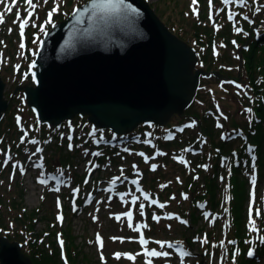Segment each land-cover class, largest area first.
I'll list each match as a JSON object with an SVG mask.
<instances>
[{
  "label": "rangeland",
  "instance_id": "1",
  "mask_svg": "<svg viewBox=\"0 0 264 264\" xmlns=\"http://www.w3.org/2000/svg\"><path fill=\"white\" fill-rule=\"evenodd\" d=\"M83 1L34 0L36 7L31 9L24 0H19L10 13L5 5L11 4V0L0 4L5 20L0 23V76L6 82L5 97L9 100L0 121V221L5 222L12 234L25 239L24 250L28 255L32 250L30 243L36 242L45 252L58 256L60 264H82L85 258L89 259L87 264H129L125 249L130 243H139L133 239L141 235L133 228L141 224L147 225L139 232L143 235L151 233L166 240L191 238L193 243L185 245L191 256L184 257L183 264H200L202 260L204 264H264V139L253 137L264 133V112L259 111V115L255 112L258 104L247 91V82H241L243 79L203 78L194 100L185 109L192 106L200 115L174 114L164 126L140 124L135 144L126 140L129 145L117 147L94 144L98 130H94L86 116L77 115L72 123L64 121L59 127L40 123L23 90L14 92L17 85L34 83V53L45 32L67 18ZM148 2L161 20L190 44L195 45L203 37L211 41L202 48L205 59L199 62V67L225 65L234 76L243 72L241 48H248L249 44L241 38L256 39L260 25L264 26V0H248L243 7L238 0L227 5L223 0H211V5L209 0H197L196 4L193 0ZM57 5L59 11L53 13L49 23L48 13ZM17 11L24 16L28 11L33 13L23 36ZM229 11L233 19H229ZM195 26L199 36L195 34ZM255 56L264 57V47L255 51ZM259 100L264 104V93ZM201 115L210 117L205 119ZM257 117L262 118L263 124L250 134L251 123ZM242 124H247L240 127L243 134L231 132ZM226 134L230 140L224 141V149L219 140ZM33 139L39 143L28 142ZM233 142L246 147L241 159L231 158L235 151L230 147ZM251 145L258 146L253 151L259 155L258 165H251ZM37 148L43 151L37 152ZM97 152L101 155H93ZM9 154L12 160L5 164ZM152 165L157 166L155 171ZM121 168L123 176L139 180L142 192L126 180L114 191H99V201L87 204L98 186L110 185L114 177L121 176ZM51 171L56 177L65 178L62 186H57L55 179L39 183L50 177ZM77 188L78 193L74 191ZM144 192L158 201L157 207L144 200ZM121 193L126 194L123 200ZM132 194L139 197L135 204L131 202ZM159 204L165 206L161 208ZM201 204L206 205L205 210L213 211V217L201 215ZM132 210L136 217L130 228L123 214ZM60 216L62 221L58 219ZM117 216L121 219H116ZM97 233L103 239L102 248L96 240ZM249 251H257L258 258L250 257ZM115 253L122 254L120 259ZM176 254L175 259H163L161 264H181L179 252Z\"/></svg>",
  "mask_w": 264,
  "mask_h": 264
},
{
  "label": "water",
  "instance_id": "2",
  "mask_svg": "<svg viewBox=\"0 0 264 264\" xmlns=\"http://www.w3.org/2000/svg\"><path fill=\"white\" fill-rule=\"evenodd\" d=\"M90 0L79 6L83 9ZM104 22L72 13L46 32L35 59L34 83L17 85L42 123L78 114L115 134L142 123L165 125L194 100L201 77L197 49L175 34L147 0ZM135 10V11H131ZM219 75L218 72H214ZM0 76V121L9 106ZM0 264H35L24 245L0 232Z\"/></svg>",
  "mask_w": 264,
  "mask_h": 264
},
{
  "label": "snow or ice",
  "instance_id": "3",
  "mask_svg": "<svg viewBox=\"0 0 264 264\" xmlns=\"http://www.w3.org/2000/svg\"><path fill=\"white\" fill-rule=\"evenodd\" d=\"M25 4L31 8V9H35L36 7V4L34 3V0H24ZM210 2V5H211V0H209ZM5 3V0H0V4H4ZM197 3V0H193V4H196ZM223 3L225 5L227 4H230V3H233V0H223ZM238 3L243 7V6H246L247 3H248V0H238ZM19 4V0H11V4L9 5H5V7L7 8V11L10 13L13 11L14 8H16ZM121 9H125L127 10L128 9V5L125 4V0H90V3L88 5H86L83 9L77 7V8H74L73 9V12H72V16L74 19H79L82 15H87L89 16L90 18L92 19H95L99 22H104L106 20V17H107V14L111 13V12H116V11H119ZM59 11V5H57L56 7H54L52 9V11H50L48 13V22L50 23L52 21V16H53V13ZM131 11H135V10H131ZM256 11H260V9H256ZM193 12L196 13L197 15H199V12L197 11V9L193 8ZM32 15L33 13L31 11H28L27 12V15L24 16L22 15V13L20 11H17L16 12V16H17V20H20L21 22L19 23V28H20V33H21V36H23V30L24 28L28 25L30 19L32 18ZM228 16H229V19H233V13L231 11L228 12ZM211 18V17H210ZM244 19L245 20H248V16H244ZM5 20H4V13L3 12H0V23H4ZM15 23V21H14ZM41 30L43 31V26L41 27ZM238 32L240 31L239 28L236 29ZM11 31V30H10ZM235 43V42H233ZM21 48H24V44L21 43L20 45ZM36 53H34L35 55ZM35 66V61H33V67ZM239 87V86H238ZM250 111V110H249ZM182 131V129H181ZM171 138V137H169ZM21 142H24L23 141V138H22V141ZM29 143H32V144H38L39 142L36 141V140H30L28 141ZM71 147V145H70ZM37 152H42L43 150L41 148H37L36 149ZM125 151H128V149H125ZM36 153H32V155H35ZM160 155H164L165 153H159ZM93 155H101V153L97 152V153H93ZM139 155L143 156L144 153H139ZM31 158V157H30ZM12 160V157L11 155L9 154L7 156V159L5 160V164H7L8 161ZM147 160V158H146ZM181 163H185V161L183 159H181L180 161ZM17 167V165H13V168L15 169ZM136 167V166H134ZM152 170L155 171L156 169V165H152ZM21 172L23 173V168L21 166ZM62 175V173H61ZM53 179H55V177H53ZM127 180L128 178L123 176V168H121V176H117V177H114L111 181L112 184H115L117 181L119 180ZM39 183L41 184H44L45 181L44 180H39ZM139 180L138 179H133L131 180V184L133 185H139ZM166 185H162L161 187H165ZM55 191H59V188H56L54 189ZM75 192H79V189H74ZM108 191H111V189H108ZM137 191H141L142 192V189L137 187ZM130 194V193H129ZM126 194L125 193H121L120 194V198L121 200L124 199V196ZM133 195V199H132V203L135 204L136 201L139 199V197H136L134 194ZM143 198L144 200H150V203L152 205H155L158 203V201L156 199H151V195L149 193H146L144 192L143 193ZM174 198V197H173ZM185 199H187V196L184 197ZM58 204H59V201H58ZM165 205L164 204H159V207L163 208ZM143 208H144V205L141 204L140 205V209H141V214H143ZM124 216L127 217V220H128V224H129V227L132 228L133 225L131 223L132 219H133V214L131 211H128L126 213L123 214ZM58 219H60L61 221L63 220V217L60 216L58 217ZM116 219H121V216H117ZM153 219L159 221V217L157 216H154ZM254 223V221H253ZM147 225L146 224H141L139 225V227H136V228H133L134 231H137V232H140L142 228H146ZM253 231H256L255 228H253ZM113 240H116V239H120V240H123L124 238L122 237H113L112 238ZM96 240L97 242L99 243L100 247L102 248L103 247V239L102 237L100 236L99 233L96 234ZM203 242H207V239L205 238V240ZM139 243L142 245L143 247V251L142 253H139V254H143L144 256H147V257H169L171 255L170 252L168 251H157L156 249H151L149 250L147 245L149 244V241L147 239L144 238L143 236V233L141 232V236L139 238ZM154 243H156L157 245H159V247L161 249L167 247L169 249H174L175 251L179 252L180 254V257H181V264H183V258L184 257H188V256H191V253L184 250L183 248V245L181 244V242L177 241L175 243L173 242H170V241H154ZM229 243H234V242H229ZM61 244H63V241H61ZM138 254V255H139ZM253 251H249L248 252V255L251 256L253 255ZM121 253H115V257L117 259H120L121 257ZM127 256L128 259L130 260H135V256L131 255V254H124ZM146 264H152V260L151 259H148L146 261Z\"/></svg>",
  "mask_w": 264,
  "mask_h": 264
},
{
  "label": "trees",
  "instance_id": "4",
  "mask_svg": "<svg viewBox=\"0 0 264 264\" xmlns=\"http://www.w3.org/2000/svg\"><path fill=\"white\" fill-rule=\"evenodd\" d=\"M87 1L88 0H84L83 2H81L80 5H82L83 3L87 2ZM80 5H78V6H80ZM195 34L197 36H199V34H200V33H198V34L196 33V26H195ZM177 35L181 37L180 34L177 33ZM181 38L185 39L184 37H181ZM263 38H264V31H262V38L259 39V41H261L260 44L253 37L250 38V37L245 36V37L241 38L242 41L244 39V42L249 41V44H246L248 48H244L243 46L241 48V53L243 55V65H242L243 66V72L241 74L234 76L232 74V72L225 65H220L218 67L210 66L207 69L208 71L218 72L219 76H221V77L225 76V77H229V78H234L236 80L241 78V79H243V80H241V82H243V81L247 82V84H248V90L247 91L249 93H252L253 101L258 104L257 107L255 108V112L257 113V115H259V111L263 110V112H264V104L260 103V100H259L262 98L263 93H264V57L263 56H255V51L264 47V42H263L264 39ZM197 40H198V42L194 46L199 53L200 61H203L205 59V57H204V53H203L204 51L202 50V48H205L206 46L208 47L209 44L211 43V41L205 40L204 37H203V40H199V39H197ZM187 42H189V41H187ZM225 64L230 65V62H226ZM199 94L200 93L198 92L197 97H199ZM191 107H189L187 110H185L182 114H191V115L198 114V115H200L198 111H195L193 108L191 109ZM201 116L205 119H208L210 117L207 115H205V116L201 115ZM261 120H262V118H260V117H257L253 120V122L251 123V129L249 131L250 134L253 133L255 131V129H258L263 124V122ZM45 125H47V124L45 123ZM241 126H247V124L240 125L238 127L240 131H241V128H240ZM137 129H136V131H137ZM108 132H109V130H108ZM213 136H214V134H213ZM263 136H264V133L261 134V137L259 136V133H258L256 136H253V137L258 138V139L261 138V140H263L264 139ZM229 138L230 137L228 135H226L224 139L219 140V145H223V148L226 149V146H224L223 143H224V141L228 142L230 140ZM215 142H218L217 138H215ZM234 142L232 145L230 143V147L231 148L233 147L232 149H234L235 151H237L238 153L243 155L242 153H244L245 149H246L245 145H241L239 147V145H234L235 144ZM240 165H241V163H240ZM28 216L30 217V215H28ZM30 218H33V217L31 216ZM29 225H33L31 223V221H29ZM0 232L3 235L8 236L13 241H20L22 243L25 242V239L23 237H21L20 235H15L14 233L12 234L11 229L6 227V224L3 220L0 221ZM28 246H29V244H28ZM30 247H32V250L30 251L29 255L34 259L35 264H47V259H49V258H50V264H60L58 256L45 252L43 250V248H41L36 242L34 244L30 243ZM33 252L35 253V255ZM88 261H89V259L85 258V259L81 260V263L87 264Z\"/></svg>",
  "mask_w": 264,
  "mask_h": 264
},
{
  "label": "flooded vegetation",
  "instance_id": "5",
  "mask_svg": "<svg viewBox=\"0 0 264 264\" xmlns=\"http://www.w3.org/2000/svg\"><path fill=\"white\" fill-rule=\"evenodd\" d=\"M136 233V232H135ZM137 234L141 235L139 232H137ZM185 241L183 240H177V239H162V238H158V237H153L152 234H148L147 235V240L149 241V244L147 245V247L151 248V249H156L157 250V244L153 243V240L157 241V240H162V241H170V242H177V241H181L182 245H186V243H190L193 242L191 238H189L188 236H184ZM133 239V238H132ZM129 240V241H132ZM134 241H138L139 239H133ZM128 248L125 249L126 254H131L133 256H135V260H130L129 259V264H143L145 263L148 259L152 260V264H161V260L168 258V261H171L170 259H175L177 257L178 254H176L177 251H175L174 249H169L167 247L161 249L159 247V250L157 251H168L171 253V255L169 257H147L144 256L143 254H139L142 253L143 251V247L140 243H130V246H127ZM178 253V252H177ZM139 254V255H138ZM127 257V256H126ZM106 262V259H105ZM200 264H204V261L202 260V262Z\"/></svg>",
  "mask_w": 264,
  "mask_h": 264
},
{
  "label": "bare ground",
  "instance_id": "6",
  "mask_svg": "<svg viewBox=\"0 0 264 264\" xmlns=\"http://www.w3.org/2000/svg\"><path fill=\"white\" fill-rule=\"evenodd\" d=\"M148 1V0H147Z\"/></svg>",
  "mask_w": 264,
  "mask_h": 264
}]
</instances>
